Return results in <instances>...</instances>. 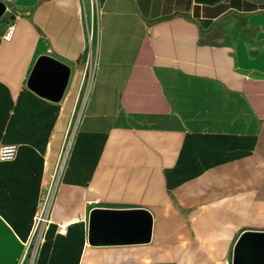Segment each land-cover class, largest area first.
I'll list each match as a JSON object with an SVG mask.
<instances>
[{"label": "crops", "instance_id": "1", "mask_svg": "<svg viewBox=\"0 0 264 264\" xmlns=\"http://www.w3.org/2000/svg\"><path fill=\"white\" fill-rule=\"evenodd\" d=\"M0 1V264H230L264 230V0ZM98 206L149 240L90 243Z\"/></svg>", "mask_w": 264, "mask_h": 264}, {"label": "water", "instance_id": "2", "mask_svg": "<svg viewBox=\"0 0 264 264\" xmlns=\"http://www.w3.org/2000/svg\"><path fill=\"white\" fill-rule=\"evenodd\" d=\"M4 4L0 1V14ZM69 68L52 57L38 58L29 82L32 86L61 89ZM90 243L142 242L150 238L152 217L146 208L94 207L88 215ZM230 264H264V230H244L235 241Z\"/></svg>", "mask_w": 264, "mask_h": 264}, {"label": "built area", "instance_id": "3", "mask_svg": "<svg viewBox=\"0 0 264 264\" xmlns=\"http://www.w3.org/2000/svg\"><path fill=\"white\" fill-rule=\"evenodd\" d=\"M6 2L11 3L13 0H4ZM101 7V6H100ZM100 7H97V10L100 11ZM12 27V26H11ZM11 29L7 30L6 33L4 34L5 37L10 35ZM90 52H88V55ZM89 58V56H88ZM66 148V146H65ZM15 154V145L14 144H5L0 146V159L5 160V159H10L14 156ZM38 216H34V221L37 219Z\"/></svg>", "mask_w": 264, "mask_h": 264}, {"label": "rangeland", "instance_id": "4", "mask_svg": "<svg viewBox=\"0 0 264 264\" xmlns=\"http://www.w3.org/2000/svg\"><path fill=\"white\" fill-rule=\"evenodd\" d=\"M28 263H29L28 258H25V254H23L18 264H28Z\"/></svg>", "mask_w": 264, "mask_h": 264}]
</instances>
